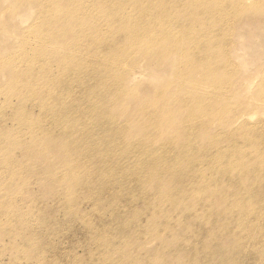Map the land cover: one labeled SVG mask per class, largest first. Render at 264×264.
Returning <instances> with one entry per match:
<instances>
[{
    "label": "rangeland",
    "instance_id": "obj_1",
    "mask_svg": "<svg viewBox=\"0 0 264 264\" xmlns=\"http://www.w3.org/2000/svg\"><path fill=\"white\" fill-rule=\"evenodd\" d=\"M215 3L211 0L210 7L216 8ZM40 4L41 0H0V264H222L223 260L230 264L225 258L230 255L227 248L235 249L239 241L231 233L230 210L223 214L221 199L228 196L233 184L229 174L233 171V158L219 154L214 166L212 160L216 156L215 148L225 155L229 153L228 135L235 131L239 134L240 143H245L243 131L246 128L254 127L253 133L264 138V0L243 3L241 10L236 5H223L216 12L212 10L210 18L222 21L227 28L223 36L226 39L208 42L213 44L206 60L217 55L216 62L210 65L217 80L213 84L201 83L200 74L184 75L178 70L181 57L186 58L193 53V50H188L192 48L183 45L182 41L178 40L180 52L157 55L158 48L144 54L140 41H134L132 36L125 39L116 23L110 26L117 44L131 47L129 59L132 61L126 74L124 70L125 78L120 84V90L123 87L127 96L123 99L118 97L112 104L118 126L127 128L125 133L119 134L122 145L117 150L127 155L123 158V166L139 172L134 177L124 175V178L113 171L116 176L109 181L116 182L113 184L115 188L111 183L102 182L99 172L93 168L94 174L87 184L78 186L71 178L77 179L83 171L81 165L66 178L67 183L69 180L72 183L64 185L60 179L63 177L60 173L63 170L60 149L56 145L62 140L55 138L53 141L51 138L52 144L48 143L50 140H44L38 131L31 135L28 130L20 128L21 123L14 118L16 113L23 112L27 115L26 122H33L31 127L34 130L38 125L39 106L55 103L54 96L47 99L44 93L46 86L40 82L43 79L41 75H37L42 78L37 89L40 91V85L43 89L35 94V103L20 107L18 97V91L25 83L20 81L24 66L17 63L16 55L21 50L19 54L26 53L29 47L43 46V43L37 44L33 28L34 16L39 10V20L42 28L44 26L43 18L46 17L43 7H38ZM72 24L84 26L79 21ZM62 39L69 41L72 38L63 34ZM220 49L223 50L222 56L218 55ZM231 51L241 53L240 58L248 65L245 72L241 61L230 58ZM67 55V49L58 55H50L55 60L52 58L48 63L51 67L48 76H56L58 67H63L64 72L69 71L71 64L63 61ZM194 57L196 54L192 59ZM192 59L191 65L194 64ZM89 75L95 76L87 81L93 87L98 84L112 87L115 82L107 69H96ZM219 83L224 87L220 88ZM195 85L203 86L204 91L195 90ZM163 90L165 92L162 93ZM157 93H161L163 98L159 106L165 105L170 117L159 125V145L148 152L144 142L145 138L152 136H142L143 126L154 119L142 116V113L145 110L157 111L158 105L151 104ZM77 98L84 102L79 94ZM24 107L25 111L19 109ZM189 110H196L194 130L190 124L185 127ZM90 123L87 119L85 123L83 119L79 121L85 125V131L91 128ZM46 126L51 136L62 131L52 122ZM77 137L72 134L70 138L74 145ZM208 140L211 145L205 161L195 164L197 171L204 166L203 171L193 175L187 155L193 153L197 145H206ZM258 145L259 141L250 148L255 150ZM243 148L237 144V149ZM155 157L166 159L163 160L167 162L166 166L162 167H169V171L156 175L161 179H153L152 182L153 176L149 180L141 179L143 175H150L152 165L160 163H152ZM132 158L138 160H130ZM93 159H96L94 155ZM221 167L226 173L216 179H211L204 172L212 174L214 168ZM200 183L217 184L218 189H208L201 201L200 193L194 190L196 185H202ZM101 185L112 186L113 189L101 195L97 191ZM133 186L139 188L134 190ZM202 202H213L215 206L213 209L203 208ZM124 225H130V229L124 230ZM260 240L256 237L247 241L251 243L248 249L254 248V243L258 245L244 258L241 254L244 249H240L241 252L237 250L240 252L238 255L231 253V257L237 263L249 258L246 264H256L260 253L264 254ZM218 246H221L223 256H216L214 249ZM207 251L208 254L210 251L214 253L215 257L207 258Z\"/></svg>",
    "mask_w": 264,
    "mask_h": 264
},
{
    "label": "bare ground",
    "instance_id": "obj_2",
    "mask_svg": "<svg viewBox=\"0 0 264 264\" xmlns=\"http://www.w3.org/2000/svg\"><path fill=\"white\" fill-rule=\"evenodd\" d=\"M213 1L217 2L215 3L216 8L215 6L210 7L211 0H55L54 2L53 0H41V4L38 7H43L44 16L46 17L43 18L45 21L44 26L42 28V22L39 20L41 12L39 10V13L34 16L35 26L33 28L37 44L43 43V46L36 49L29 47L26 53L19 54L21 50L16 55V58L19 60L17 63L24 66L23 77L20 81H24L25 83L19 89L18 97L21 101L20 107L27 103L33 104L36 102L35 94L42 91L41 85L44 84L46 86L44 93L48 96L47 99H51L54 96L55 103L53 102L50 105L46 103L39 106V119L36 121L38 125L34 130L31 127L33 122L27 123V115L23 112L16 113L14 118L21 123L20 128L28 130L29 133H32L31 135H34L38 131L39 134L44 136V140H50L51 138L53 141L55 138L62 140L60 144H56L59 146L58 149H60L61 167H63L61 168L63 170L60 169L63 177L60 178L58 176L62 181L57 178L59 179L58 181L64 182V185L72 183L71 180L74 183L76 182L78 186L80 184H87V181L93 176L94 170H97L99 172V179L102 182L113 185L116 182L109 181V179H113L116 176L113 175V171L118 172V175L124 178V175L134 177L139 174V172L128 170L123 166V158L127 155L123 151L119 152L117 150L120 144L122 145L119 134L125 133L127 128L125 125L118 126L117 114L113 112L112 104L118 97L123 99L127 96V94L123 93V87L120 90V84L125 78L124 70L126 74L127 69L132 66V61L129 59L131 47L118 45L110 26H114L113 24L116 23L120 27L118 30L124 33L125 39L132 36L131 38L134 41H140L144 54H148L152 49L157 51L158 48L157 55L168 56L173 52H180L182 50L179 41H182L183 45L192 48L188 50H193V53L189 57H181L178 70L183 72L184 75L200 74L202 78L201 83L213 84L217 80L215 79V72H211L210 70V65L216 62L217 55L209 61L206 60L207 55L211 54L210 49L212 48L211 44H213L208 42L212 39H226L223 36L227 28H225L222 21L212 20L210 18L211 12L214 9L216 12L217 8H221L223 5H236L241 10L243 3H248L251 0ZM60 8L63 11L59 10ZM78 21L84 24V26L72 24H77ZM62 22L69 24L63 25ZM65 31L66 33H64ZM236 31L238 30L236 29ZM177 33H179L178 36ZM63 34L72 39L65 41V39H62ZM150 37L154 38L151 39ZM72 42L73 44L70 45L69 43ZM68 44L69 46L66 47ZM63 49L68 50V55L64 57L63 61H68L71 64V68L69 71L64 72L65 69L63 67H58L56 76H53L51 73L48 76L47 74L51 70L48 63L53 58L50 55H58ZM47 52L50 53L47 54ZM231 53L230 58L241 61L243 71L245 72L248 65L244 59L240 58L241 53H233V51ZM194 54H196V57L192 59ZM218 55L222 56L223 50L220 49ZM191 59L194 61L193 65L190 64ZM197 59L198 61L196 62ZM219 66L217 64L216 68L219 69ZM150 68L156 72L152 65H150ZM48 69L50 70L48 71ZM96 69H107L111 73V76L115 79L112 87H107L108 84L103 87L100 84L97 87L87 84L89 79L93 80L95 77L94 75H89V72ZM37 75L43 76V79L38 78ZM39 79H42L40 81L42 83L39 86L40 91L37 89ZM202 87L193 86L195 90L198 89L200 92L204 91ZM219 87L222 88L224 86L222 83H219ZM103 92L105 95H102ZM161 92L163 93L165 90ZM78 94L84 99V102L77 98ZM111 94L112 98L110 97ZM160 94L157 93L155 98L153 96V102H151L153 106L158 105L157 111L153 113L152 111L145 110L142 113V116L154 119L153 122H149L143 126L144 133L142 136H146V134L152 136L151 138L144 137L145 151L148 152L159 145L160 139L159 133H157L159 125L162 120L170 117L164 109L165 105L159 106V103L163 101ZM166 96H168L167 92ZM102 101L104 102L102 103ZM85 103L87 104L84 105ZM19 109L25 111V107ZM195 112L196 110H189V114L185 119L186 128L190 124V128L193 129V123L196 120ZM176 116L177 113L173 122L176 120ZM81 119H83L84 123L86 119L87 121L90 120L91 128L89 130L85 131V125L79 124ZM51 122L54 123V126H57L56 128L62 129V131H57V136L53 135V132V136H51L47 129L46 124H51ZM253 128H246L243 131L245 143L239 142L241 139L236 131L228 135L230 141L228 143L230 145L229 153L225 155L220 152L221 150L215 148L214 155L216 156L212 160L214 166L219 154L221 157L223 155L233 158L231 163L233 171L229 172L233 184L230 187L231 190L228 196L221 199L223 214L226 215L230 210L228 214L230 217L229 225L232 229L231 233L235 234L239 241L235 249L227 248L230 255L229 257L225 256V258L230 264L247 263L249 258L245 260L242 258L247 256L250 250L254 252L256 250L255 247L258 245L254 243V248L248 249V245L251 243H247V241L252 238L254 240V238L260 237L259 245L260 247H264V151H262L264 149V138L254 134L255 130ZM72 134L78 136L76 140L74 139L75 145L72 143L73 139H70ZM248 135L251 136L245 137ZM252 135L254 136L253 138ZM51 140L48 143H51ZM258 141V147L252 150L250 147ZM45 142L47 143V141ZM205 144L202 147L197 145L193 153L187 155V162L192 165L190 172L193 175L198 174L199 171H203L204 166L197 171V165L195 164L205 161L211 141L208 140ZM237 144H241L244 147L243 150L237 149ZM218 148L222 149L221 147ZM40 149L39 151H42L46 148ZM87 152L92 156H89ZM93 155L96 159H93ZM130 160L136 161L138 159L132 158ZM163 160L166 159L155 157L151 160L153 164L160 163L152 165L150 175H143L141 179L149 180L151 176H153L151 182L153 179H161L155 176L166 174L169 171V167H162V165L166 166L167 163ZM80 165L83 171L77 175L76 180L72 177L67 183L66 178H69L70 174L76 170L75 167ZM223 170L225 168L221 167L220 169L214 168L212 174L209 171L204 172L208 173L211 179H216L222 176L223 173H226ZM203 185H196L194 189L200 193L199 200L201 201L208 189H218L217 184ZM114 186L113 188H115ZM111 187L101 185V188L97 189V191L99 190L98 193L102 195L106 190L113 189ZM138 188L137 186H133L134 190ZM212 191L216 192L215 190ZM202 206H204L203 208L213 209L215 205L213 202H207L202 204ZM205 217L209 218L208 216ZM123 229L129 230L130 225H124ZM225 229L226 231L229 230L227 227ZM221 249V246L214 249L217 257L223 256ZM240 249L244 250L241 252ZM237 250H240L242 254V262L240 263H237L231 257V253L233 255L240 253ZM206 254L209 259L215 257V254L211 251L209 254L207 251ZM260 254L261 256H258L256 264H263L264 262V254ZM222 264H225V260L222 261Z\"/></svg>",
    "mask_w": 264,
    "mask_h": 264
}]
</instances>
